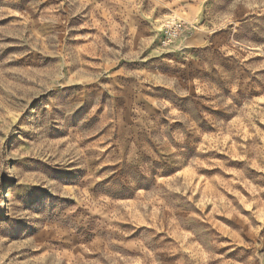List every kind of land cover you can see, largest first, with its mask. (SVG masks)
Listing matches in <instances>:
<instances>
[{"label":"rangeland","instance_id":"rangeland-1","mask_svg":"<svg viewBox=\"0 0 264 264\" xmlns=\"http://www.w3.org/2000/svg\"><path fill=\"white\" fill-rule=\"evenodd\" d=\"M0 264H264V0H0Z\"/></svg>","mask_w":264,"mask_h":264},{"label":"bare ground","instance_id":"bare-ground-1","mask_svg":"<svg viewBox=\"0 0 264 264\" xmlns=\"http://www.w3.org/2000/svg\"><path fill=\"white\" fill-rule=\"evenodd\" d=\"M3 205V204H2Z\"/></svg>","mask_w":264,"mask_h":264}]
</instances>
